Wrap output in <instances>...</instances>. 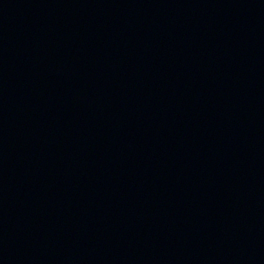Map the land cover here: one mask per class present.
<instances>
[{
    "label": "water",
    "instance_id": "water-1",
    "mask_svg": "<svg viewBox=\"0 0 264 264\" xmlns=\"http://www.w3.org/2000/svg\"><path fill=\"white\" fill-rule=\"evenodd\" d=\"M0 264H264V0H0Z\"/></svg>",
    "mask_w": 264,
    "mask_h": 264
}]
</instances>
